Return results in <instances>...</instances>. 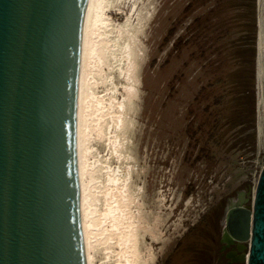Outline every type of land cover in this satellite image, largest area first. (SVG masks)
I'll return each instance as SVG.
<instances>
[{
	"label": "rangeland",
	"instance_id": "obj_1",
	"mask_svg": "<svg viewBox=\"0 0 264 264\" xmlns=\"http://www.w3.org/2000/svg\"><path fill=\"white\" fill-rule=\"evenodd\" d=\"M133 1L107 9L112 26L134 34L132 79L120 75L111 34V44L100 43L104 76L93 86L99 95L128 98L125 129L118 131L123 155L117 159L106 137H96L90 160L121 172L128 162L136 264H174L176 243L190 239L189 229L217 202L221 227L223 205L254 187L264 163V0H232L200 32L188 24L210 2L185 13L188 0H136L131 9ZM201 86L208 96L197 98ZM100 244L94 263L114 264L117 246Z\"/></svg>",
	"mask_w": 264,
	"mask_h": 264
},
{
	"label": "water",
	"instance_id": "obj_2",
	"mask_svg": "<svg viewBox=\"0 0 264 264\" xmlns=\"http://www.w3.org/2000/svg\"><path fill=\"white\" fill-rule=\"evenodd\" d=\"M87 0H0V264H86L77 97ZM224 237L264 264V163Z\"/></svg>",
	"mask_w": 264,
	"mask_h": 264
},
{
	"label": "bare ground",
	"instance_id": "obj_3",
	"mask_svg": "<svg viewBox=\"0 0 264 264\" xmlns=\"http://www.w3.org/2000/svg\"><path fill=\"white\" fill-rule=\"evenodd\" d=\"M116 1L118 0H87L83 21L77 97V168L86 264H95L93 249L100 242L109 246L113 242L117 246V256H115L117 258L114 264H136V229L131 210L134 193L131 194L129 188L131 171L128 162H125L126 166L124 165L125 168L121 172L118 167H111L106 160L98 157L90 160L93 147L91 140L96 137H106L107 145L117 159L123 155L120 147L122 148L124 141L118 131H122L125 125L124 112L128 98L124 93H122L123 99H119L115 93H107L109 96L106 97L97 94L93 89L98 80L97 76L99 79L104 76L100 43L111 44L112 41L109 40L111 34H114L112 47L120 50L119 59L116 60L119 62L117 66L120 75L123 79H132L131 69L137 55L135 46L133 47L135 37L131 30L125 29V26H112L107 9ZM136 3V0L132 2L131 9ZM112 55L114 59L117 58L114 53ZM112 84L113 87L108 89L110 92L116 89V84L114 82ZM131 89L132 86L126 85V94H129ZM99 162L103 165L98 164ZM106 245L103 246L106 248Z\"/></svg>",
	"mask_w": 264,
	"mask_h": 264
},
{
	"label": "flooded vegetation",
	"instance_id": "obj_4",
	"mask_svg": "<svg viewBox=\"0 0 264 264\" xmlns=\"http://www.w3.org/2000/svg\"><path fill=\"white\" fill-rule=\"evenodd\" d=\"M220 206L219 202L213 204L191 227L193 235L189 243L182 240L176 243L173 251L177 250L178 256L174 264H245L246 243L225 239L227 205H223L221 227Z\"/></svg>",
	"mask_w": 264,
	"mask_h": 264
},
{
	"label": "trees",
	"instance_id": "obj_5",
	"mask_svg": "<svg viewBox=\"0 0 264 264\" xmlns=\"http://www.w3.org/2000/svg\"><path fill=\"white\" fill-rule=\"evenodd\" d=\"M210 2V6L208 7L207 11L199 16H196L189 24L188 27L193 29H196L200 32V29H206L212 25H215L216 19L220 18L222 15V11L228 7V4L232 2V0H188V2L185 4L183 11L185 13H188L192 11L194 8L204 5L206 3ZM175 27H171L168 31V36H172L174 34ZM181 37L178 35L172 43L173 49H177L180 45ZM207 86H201L195 95V97L199 98V96H208ZM215 103L217 102V97L214 98ZM205 107H208L207 105ZM216 121V119L214 120ZM191 233V234H190ZM191 235L190 239L184 240L186 243H189L191 240V237L193 235V232L189 229L187 232V235ZM184 242V243H185ZM171 262V261H170ZM170 264V263H169Z\"/></svg>",
	"mask_w": 264,
	"mask_h": 264
},
{
	"label": "built area",
	"instance_id": "obj_6",
	"mask_svg": "<svg viewBox=\"0 0 264 264\" xmlns=\"http://www.w3.org/2000/svg\"><path fill=\"white\" fill-rule=\"evenodd\" d=\"M246 254H247V252H246Z\"/></svg>",
	"mask_w": 264,
	"mask_h": 264
}]
</instances>
